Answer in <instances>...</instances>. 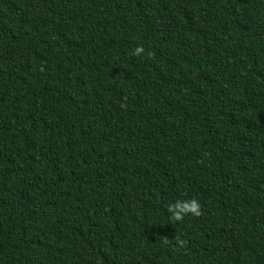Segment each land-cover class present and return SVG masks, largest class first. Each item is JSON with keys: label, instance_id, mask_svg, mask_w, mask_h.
Listing matches in <instances>:
<instances>
[{"label": "trees", "instance_id": "1", "mask_svg": "<svg viewBox=\"0 0 264 264\" xmlns=\"http://www.w3.org/2000/svg\"><path fill=\"white\" fill-rule=\"evenodd\" d=\"M0 264H264V0H0Z\"/></svg>", "mask_w": 264, "mask_h": 264}, {"label": "clouds", "instance_id": "2", "mask_svg": "<svg viewBox=\"0 0 264 264\" xmlns=\"http://www.w3.org/2000/svg\"><path fill=\"white\" fill-rule=\"evenodd\" d=\"M145 53L143 45H138L132 52L134 56H142ZM150 54V53H149ZM167 212L169 213V220L171 222H182L186 216H200L202 215L201 204L195 198L176 200L173 203L168 204ZM165 244L169 243L170 239L162 237ZM183 240H177V246H182Z\"/></svg>", "mask_w": 264, "mask_h": 264}]
</instances>
